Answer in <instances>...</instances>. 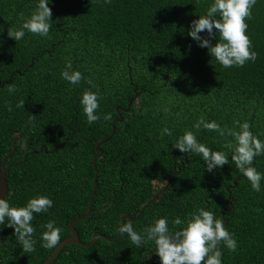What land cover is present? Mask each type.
<instances>
[{
  "label": "trees",
  "instance_id": "16d2710c",
  "mask_svg": "<svg viewBox=\"0 0 264 264\" xmlns=\"http://www.w3.org/2000/svg\"><path fill=\"white\" fill-rule=\"evenodd\" d=\"M49 2V34L25 30L15 41L8 31L21 26L38 0H0V162L17 146L5 163L12 165L5 199L23 206L43 194L54 202L48 212L33 214V252L22 251L7 220L0 224L1 264H43L57 247L41 246L50 220L62 229L60 242L70 236V222L89 207L96 145L109 137L119 112L123 121L101 145L93 213L75 224L82 242L99 233L115 238L122 215L136 216L169 183L137 220L126 222L140 232L167 217L177 231L183 225L174 226L175 217L183 221L206 207L228 221L237 240L235 251L221 245L222 264H264V179L256 192L236 168L227 147L235 144L233 136L193 127L201 116L226 130L247 122L264 141V0H256L245 18L256 59L230 68L187 34L190 22L206 14L213 0ZM66 60L82 73L79 84L61 78ZM10 84L16 89L11 93ZM89 89L100 93L101 119L91 124L79 102ZM164 127L172 130L170 136H161ZM186 130L225 152L228 163L209 172L202 156L174 148ZM253 164L264 173V155ZM154 247L153 241L137 247L127 234L116 241L101 237L89 247L67 244L51 264H160Z\"/></svg>",
  "mask_w": 264,
  "mask_h": 264
},
{
  "label": "clouds",
  "instance_id": "9594fccd",
  "mask_svg": "<svg viewBox=\"0 0 264 264\" xmlns=\"http://www.w3.org/2000/svg\"><path fill=\"white\" fill-rule=\"evenodd\" d=\"M105 2H110V0H105ZM49 3V0H38L36 9L23 20L18 29L8 31V36L18 41L24 37L25 30H27L46 37L52 26ZM255 4L256 0H213L206 14L199 15L197 19L190 22L187 34L197 42L199 47L207 48L210 55L223 67H242L247 61H255L257 56L251 48V39L246 34L248 24L245 21V18L251 17V9ZM205 31L206 35H201ZM217 33L219 34L218 40ZM213 39L215 43L212 42ZM60 75L63 80L72 85L79 84L83 78L79 70L73 69L71 60H66ZM88 83L91 84L92 81L89 80ZM15 90V86L10 84L8 91L11 93ZM99 98V91L90 89L83 91L80 96L79 102L89 124L101 119L100 114L97 113ZM23 104L24 102L21 101L17 107H22ZM103 118L109 120L111 115L105 114ZM234 123L238 124L239 130H226L217 122L206 121L201 116L193 127L215 130L222 136L227 132L233 136L235 144L227 145L233 150L231 159L236 168L248 179L251 188L259 192L264 173L257 170L253 161L255 157L264 155V141L252 133L247 122ZM160 134L170 136L172 130L164 127ZM173 147L181 152L202 156L209 172L228 163V156L225 152L210 149L201 143L191 130L184 131ZM53 203L49 196L43 194L30 197L23 206H10L7 199L0 197V224H5L7 220L6 226L14 229V235L22 245L24 253L35 251L36 241L33 238L35 228L31 223L33 214L48 212ZM172 224L183 226L173 231L169 227L168 218L159 217L154 223L138 232L133 224L126 222L125 219L119 224L118 232L121 235L127 234L130 241L137 247L153 241L160 264H202V262L203 264H222L221 245L229 251H235L237 248V240L234 234L226 228L224 220L215 217L213 211L206 207L198 208L183 221L177 216ZM44 228L45 231L40 235L41 246L43 248L56 247L60 243L62 229L56 225L55 220L48 221Z\"/></svg>",
  "mask_w": 264,
  "mask_h": 264
},
{
  "label": "water",
  "instance_id": "95a60500",
  "mask_svg": "<svg viewBox=\"0 0 264 264\" xmlns=\"http://www.w3.org/2000/svg\"><path fill=\"white\" fill-rule=\"evenodd\" d=\"M11 80H9L8 82H10ZM1 83V81H0ZM1 85L3 86L4 83H1ZM131 104V102L129 103ZM118 110H120V107H117ZM126 111L129 110V107L125 109ZM123 116L121 114V112H119V117L114 119L113 123H112V126H113V130L111 132V134L109 135V137L105 138V139H102L101 141H99L96 145V150L99 152L98 155H96L93 159V166L95 168V177H94V185H93V191H92V194H91V197H90V203H89V207H88V210L86 212L85 215L83 216H79L75 219H73L71 222H70V236H68L67 238H65L64 240H62L58 245L57 247L54 249V251L52 252V254L46 259V261L43 263V264H51L53 262V260L57 257V255L59 254V252L63 249L64 246H66L67 244H70V243H78L82 246H92L94 245V243L97 241L98 238H105L109 241H116L118 240L120 237H121V234L118 233V235L115 237V238H112L108 235H105V234H102V233H99V234H96L93 238V240L90 242V243H84L82 242L81 238H80V235L75 227V224L81 220H85L87 219L88 217L91 216V214L93 213V204H94V199H95V195H96V192H97V189H98V176H99V171H98V167H97V161L99 158H101L104 154V151L103 149L101 148V145L104 144L105 142H107L109 140L110 137H112L116 131V123L118 121H123ZM17 149V146H14L13 148V151L12 153H10L9 155H7V157L0 162V197H4L6 198L8 196V193H9V185H8V180H7V174L9 173L12 165H7L5 166V163H6V160L16 151ZM27 156H25V159H26ZM24 159V160H25ZM22 162H18L16 164H20ZM16 164H13V165H16ZM172 178V177H171ZM171 178L169 179V182L171 181ZM169 184V183H168ZM168 184L164 187V189L160 192H158L157 194H155V196L153 197L152 200L150 201H147L143 207L141 208V210L139 211V213L136 215V216H132L130 215L129 213H124L121 217V222L122 221H125L126 220H129V221H135L137 220L141 214L144 212L145 208L151 204V203H154L157 201L159 195L161 192L165 191V189L167 188ZM228 221L226 220L225 221V224L227 223ZM156 252V251H154ZM1 264V262H0Z\"/></svg>",
  "mask_w": 264,
  "mask_h": 264
}]
</instances>
